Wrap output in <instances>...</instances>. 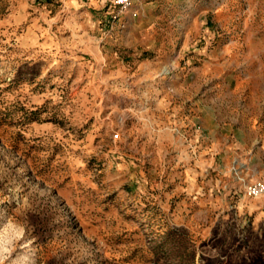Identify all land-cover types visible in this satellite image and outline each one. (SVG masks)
<instances>
[{"label": "rangeland", "instance_id": "374dc122", "mask_svg": "<svg viewBox=\"0 0 264 264\" xmlns=\"http://www.w3.org/2000/svg\"><path fill=\"white\" fill-rule=\"evenodd\" d=\"M264 0H0V264H264Z\"/></svg>", "mask_w": 264, "mask_h": 264}, {"label": "built area", "instance_id": "2783aa9c", "mask_svg": "<svg viewBox=\"0 0 264 264\" xmlns=\"http://www.w3.org/2000/svg\"><path fill=\"white\" fill-rule=\"evenodd\" d=\"M111 6L120 8L121 10H128L131 7L133 0H108ZM249 193L252 196H264V183H257L249 188Z\"/></svg>", "mask_w": 264, "mask_h": 264}]
</instances>
